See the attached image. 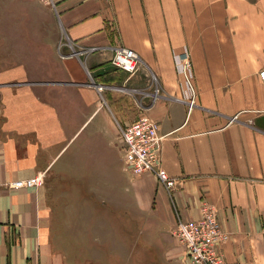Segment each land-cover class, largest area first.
Listing matches in <instances>:
<instances>
[{
    "label": "crops",
    "instance_id": "0c3cea01",
    "mask_svg": "<svg viewBox=\"0 0 264 264\" xmlns=\"http://www.w3.org/2000/svg\"><path fill=\"white\" fill-rule=\"evenodd\" d=\"M53 1L0 0V15L3 8L26 11L23 35L36 42L31 52L44 69L38 78L22 66L0 70V264H65L46 180L84 133L58 175L73 167L92 168L96 178L102 171L109 198L124 189L162 234L179 220H198L207 200L228 234L220 247L226 264H264V0ZM10 20L19 28L20 14ZM116 47L134 49L144 65L133 75L118 69ZM184 53L198 91L191 113L177 68ZM150 71L163 95L142 111L117 87L146 88ZM97 83L109 88L100 93ZM144 112L165 136L162 167L184 178L171 196L151 173L124 169L125 184H117L120 129ZM40 173L41 186L13 185Z\"/></svg>",
    "mask_w": 264,
    "mask_h": 264
},
{
    "label": "rangeland",
    "instance_id": "374dc122",
    "mask_svg": "<svg viewBox=\"0 0 264 264\" xmlns=\"http://www.w3.org/2000/svg\"><path fill=\"white\" fill-rule=\"evenodd\" d=\"M1 12L0 70L22 66L33 78L42 77L43 58L35 57L31 52L37 50L36 42L26 41L27 34L23 35L29 28L26 11L3 8ZM17 13L21 16L19 28L9 26L10 19L17 17ZM50 59L47 58V62ZM47 66L44 64V68ZM84 138L85 133L68 153L60 160L58 158L46 180L52 232L65 264H190L178 238L173 233H159L154 218L150 214L147 218L140 214L124 189L116 188L115 201L109 198L110 190H105L103 175L98 176L102 171H98L96 178L92 173L94 169L75 168L72 164L73 168H66L64 176L58 175L64 159L81 145ZM86 164L96 165L95 162ZM114 164L117 184L124 185L127 172L117 147ZM80 165L85 167L82 161Z\"/></svg>",
    "mask_w": 264,
    "mask_h": 264
},
{
    "label": "built area",
    "instance_id": "2783aa9c",
    "mask_svg": "<svg viewBox=\"0 0 264 264\" xmlns=\"http://www.w3.org/2000/svg\"><path fill=\"white\" fill-rule=\"evenodd\" d=\"M53 4V0H42ZM90 48L88 51H95ZM112 64L118 69L135 74L143 65L140 55L128 47H116ZM178 73L182 83L190 91L188 100L189 112L196 106L198 91L195 85L193 63L188 53L177 58ZM149 85L146 88L117 87L129 92L135 97L138 107L145 111L163 95V85L159 76L149 72ZM260 78L264 83V69L260 71ZM98 91L103 93L107 86L95 84ZM151 104H147V99ZM234 118H237L235 116ZM120 136L123 142L124 169L134 176L145 173L154 174L158 181L166 188L170 196L177 185L184 178L171 177L161 165V144L165 136L159 133V122L147 113H142L131 124L121 127ZM45 173L35 177L13 182L16 187H38L43 185ZM173 234L178 238L186 250L190 264H226L221 252V245L228 239V234L223 230L215 206L209 201H204L201 208V217L196 221L179 220Z\"/></svg>",
    "mask_w": 264,
    "mask_h": 264
},
{
    "label": "bare ground",
    "instance_id": "6f19581e",
    "mask_svg": "<svg viewBox=\"0 0 264 264\" xmlns=\"http://www.w3.org/2000/svg\"><path fill=\"white\" fill-rule=\"evenodd\" d=\"M108 88V87H107Z\"/></svg>",
    "mask_w": 264,
    "mask_h": 264
}]
</instances>
